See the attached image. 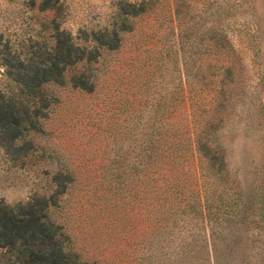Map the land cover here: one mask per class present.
<instances>
[{
  "label": "rangeland",
  "instance_id": "obj_1",
  "mask_svg": "<svg viewBox=\"0 0 264 264\" xmlns=\"http://www.w3.org/2000/svg\"><path fill=\"white\" fill-rule=\"evenodd\" d=\"M58 32L91 59L0 148V201L45 197L86 264H264V0H0L1 92Z\"/></svg>",
  "mask_w": 264,
  "mask_h": 264
},
{
  "label": "trees",
  "instance_id": "obj_2",
  "mask_svg": "<svg viewBox=\"0 0 264 264\" xmlns=\"http://www.w3.org/2000/svg\"><path fill=\"white\" fill-rule=\"evenodd\" d=\"M53 38L55 43L49 51L40 55L41 62L35 65L22 60L18 62L17 66H22L23 71L18 68L12 79L21 85L20 93L6 95L0 91V148L19 150L14 141L21 135L22 125L31 124L48 105L47 95L42 89L44 84L61 83L67 66L91 59L87 56L90 52L69 53L73 44L70 37L66 41L58 32ZM1 64L9 69L15 65L0 52ZM73 86L86 89L90 85L80 75L74 79ZM19 96L29 97L33 105L29 107ZM48 207L45 197H37L15 207L0 201V249L9 251L7 264H86L65 250L57 235L58 227L48 221ZM261 210L264 211V201H261Z\"/></svg>",
  "mask_w": 264,
  "mask_h": 264
},
{
  "label": "clouds",
  "instance_id": "obj_3",
  "mask_svg": "<svg viewBox=\"0 0 264 264\" xmlns=\"http://www.w3.org/2000/svg\"><path fill=\"white\" fill-rule=\"evenodd\" d=\"M131 2V0H130ZM251 146V141L245 138L242 134L237 135L232 143L233 154L230 160L226 161L230 172L236 171L239 173L245 164L246 152Z\"/></svg>",
  "mask_w": 264,
  "mask_h": 264
}]
</instances>
